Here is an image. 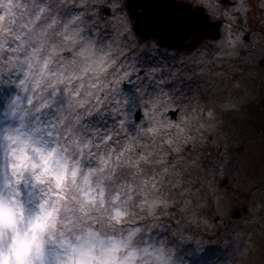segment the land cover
Segmentation results:
<instances>
[{
    "label": "clouds",
    "instance_id": "1",
    "mask_svg": "<svg viewBox=\"0 0 264 264\" xmlns=\"http://www.w3.org/2000/svg\"><path fill=\"white\" fill-rule=\"evenodd\" d=\"M102 2L0 0V264H199L203 254L178 251L211 228L193 210L205 202L193 203L199 165L186 148L215 137L236 107L237 22L251 0L214 6L225 20L210 59L144 76L127 20L102 34ZM189 73L202 81L191 96Z\"/></svg>",
    "mask_w": 264,
    "mask_h": 264
},
{
    "label": "rangeland",
    "instance_id": "2",
    "mask_svg": "<svg viewBox=\"0 0 264 264\" xmlns=\"http://www.w3.org/2000/svg\"><path fill=\"white\" fill-rule=\"evenodd\" d=\"M184 1L192 3L194 8L201 5L213 21L220 20L222 24L225 18L213 14L214 6L226 10L237 2ZM127 2L103 0L94 7L102 34L114 32V23L117 28L120 27L118 19L127 20L140 76H144L150 68H180L201 54L210 59L217 41L222 37L207 42L204 39L198 49L187 53L163 48L155 39L141 40L143 43H140L133 36L134 20L126 8ZM257 3L258 0H251L252 10L246 22H237L244 46L233 63V69L236 77L244 82V88L233 101L236 107L229 109L221 118L222 123L215 137L208 136L197 148L191 145L186 148L191 153L190 159H196L199 165L190 175L193 203L195 196L205 202L203 207L193 210L203 215L211 228L200 233L198 248L188 243L181 245L178 251L187 257H192L197 251L202 252L198 257L199 264H264V63L260 64L264 60V9L257 8ZM246 36H249L248 39ZM201 84L202 81L189 73L181 91L188 88L187 95L191 96L193 89ZM225 180L227 183H224ZM197 189L200 190L198 193ZM235 209L241 211L239 217L233 215Z\"/></svg>",
    "mask_w": 264,
    "mask_h": 264
},
{
    "label": "water",
    "instance_id": "3",
    "mask_svg": "<svg viewBox=\"0 0 264 264\" xmlns=\"http://www.w3.org/2000/svg\"><path fill=\"white\" fill-rule=\"evenodd\" d=\"M223 3H230V0H223ZM126 8L134 20L136 35L143 41L155 39L163 48L178 52L191 51L196 49L204 39L217 40L221 36L219 26L222 22L212 21L202 6L194 8L192 4L178 0H128ZM105 12L109 14L108 10ZM190 16L203 19L206 28L185 37L182 25L186 17ZM248 37L246 36V39ZM263 63L264 60L261 64ZM177 113V110L171 111L173 118H176ZM224 183H227V180ZM240 214L239 209L233 211L236 217Z\"/></svg>",
    "mask_w": 264,
    "mask_h": 264
},
{
    "label": "snow or ice",
    "instance_id": "4",
    "mask_svg": "<svg viewBox=\"0 0 264 264\" xmlns=\"http://www.w3.org/2000/svg\"><path fill=\"white\" fill-rule=\"evenodd\" d=\"M110 2H114V0H110ZM118 21L120 24V28L127 30L126 20L118 19ZM205 28H206L205 21L195 16L186 17L182 25V29H183L185 37H187V35H191L198 31H201Z\"/></svg>",
    "mask_w": 264,
    "mask_h": 264
},
{
    "label": "flooded vegetation",
    "instance_id": "5",
    "mask_svg": "<svg viewBox=\"0 0 264 264\" xmlns=\"http://www.w3.org/2000/svg\"><path fill=\"white\" fill-rule=\"evenodd\" d=\"M182 1H184V0H182ZM221 35H222V33H221ZM135 37L138 38V41H139L140 43H143V42H142L143 40L140 39L137 35H135ZM190 39H191V38H190ZM190 39L188 40V42L190 41ZM141 40H142V41H141ZM200 46H201V44H200L198 47H200ZM198 47H197V48H198ZM197 48H196V49H197ZM194 50H195V49H194ZM194 50H191V51H182V52L187 53V52H192V51H194ZM180 53H181V52H180ZM262 61H263V60H262ZM262 61H261V62H262ZM261 62H260V64H261ZM261 65H262V64H261ZM178 113H179V112H178ZM176 118H177V117H176Z\"/></svg>",
    "mask_w": 264,
    "mask_h": 264
},
{
    "label": "trees",
    "instance_id": "6",
    "mask_svg": "<svg viewBox=\"0 0 264 264\" xmlns=\"http://www.w3.org/2000/svg\"><path fill=\"white\" fill-rule=\"evenodd\" d=\"M178 1H182V0H178ZM185 2H186V1H185ZM188 3H189V2H188ZM190 4H192V3H190ZM192 5H193V4H192ZM200 6H201V5H200ZM193 7H194V6H193ZM195 7H196V6H195ZM212 21H213V20H212ZM217 21H218V20H217ZM132 29H133V34H134L133 36H135L136 33H135V29H134V23L132 24ZM207 40L209 41V40H212V39H206V40H204V42H207ZM202 43H203V42H202ZM202 43H201V44H202ZM198 48H199V47H198ZM198 48H197V49H198ZM178 111H179V110H178Z\"/></svg>",
    "mask_w": 264,
    "mask_h": 264
},
{
    "label": "bare ground",
    "instance_id": "7",
    "mask_svg": "<svg viewBox=\"0 0 264 264\" xmlns=\"http://www.w3.org/2000/svg\"><path fill=\"white\" fill-rule=\"evenodd\" d=\"M180 52H182V51H180ZM172 111H174V110H172ZM176 111V110H175ZM178 111V110H177ZM170 115L172 116V114H171V112H170ZM177 115H178V113H177ZM177 115H176V117H177ZM172 118H173V116H172ZM173 119H176V118H173Z\"/></svg>",
    "mask_w": 264,
    "mask_h": 264
}]
</instances>
